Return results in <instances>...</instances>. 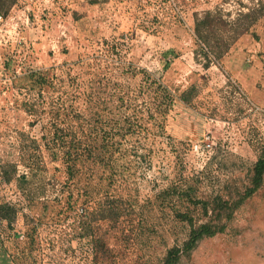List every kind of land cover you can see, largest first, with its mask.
I'll return each mask as SVG.
<instances>
[{
    "label": "rangeland",
    "instance_id": "obj_1",
    "mask_svg": "<svg viewBox=\"0 0 264 264\" xmlns=\"http://www.w3.org/2000/svg\"><path fill=\"white\" fill-rule=\"evenodd\" d=\"M248 8L251 25L239 15ZM207 11L225 22L210 47L194 30ZM0 16V264H161L184 231L155 202L160 189L195 174L205 193L233 195L248 182L264 149V0H15ZM141 69L173 98L162 128L145 124L152 155L137 156L110 189L106 171L87 162L85 176L96 177L83 193L86 177L69 180L45 148L51 110L90 131L121 92L124 111L144 123L156 95ZM31 71L49 79L42 96L30 89ZM145 144L133 138L127 147L139 154ZM263 252L264 181L225 231L200 240L181 264Z\"/></svg>",
    "mask_w": 264,
    "mask_h": 264
},
{
    "label": "trees",
    "instance_id": "obj_2",
    "mask_svg": "<svg viewBox=\"0 0 264 264\" xmlns=\"http://www.w3.org/2000/svg\"><path fill=\"white\" fill-rule=\"evenodd\" d=\"M4 1L6 0L0 4V8H8L15 2V0H9V3L5 5ZM239 15L251 16L249 25L257 20L252 8H248L247 12H240ZM224 24L225 22L220 16L216 15L215 17L209 11L204 12L201 17L196 15L195 35L210 47V35L214 31L213 27L219 29ZM219 46L220 49L223 48L220 50L221 53L228 50L229 44L224 42ZM140 72L143 76L145 91H148V95L151 92L156 95L152 97L153 101L145 102L144 123L124 111L129 104L125 93L121 92L115 96L114 108H108L111 111V117L106 120L97 114L94 118L96 124L90 131L72 126L70 120L64 122V119L60 118L61 114L58 109L51 110L52 115L47 120V131L43 132L42 139L51 158L60 159L63 162L69 180L78 183L82 176L86 177L84 169L90 168L87 164L89 162L106 171L102 180L106 182V188L110 189L112 183L114 184L118 178L128 173L127 165L130 162V165L135 163L137 156H141L143 160L150 159L153 152L151 146L154 134L147 131L145 124L151 122L162 128L161 119L169 111L173 98L166 87L151 72L145 69H141ZM27 77L31 83L30 89H36L38 95L42 96L41 93L45 91L49 79L38 71H31ZM186 96L183 94L181 99L188 101ZM150 97L147 96V99ZM29 106L35 114L42 113L41 111L37 112L36 103ZM141 127H143V133ZM133 138L135 141L145 140L144 152L132 153L133 149L127 147ZM130 156L134 158H130ZM90 174L93 175V170L90 171ZM90 177H86L87 180L84 182L86 187L83 193H87L86 189L89 191L94 189L90 179L96 176ZM263 181L264 149L260 151L250 168L248 182L241 188H236L233 195H227L224 191L202 192L199 188L201 180L196 174L182 176L178 181L171 182L160 189L155 195V202H158V206L162 207L164 211L165 207H170L171 219L177 221L184 231L183 236L175 238V242L165 250L161 264H181L182 258L188 257L200 240L224 232L233 218L234 212L262 186ZM4 208H6L5 205L0 206V209Z\"/></svg>",
    "mask_w": 264,
    "mask_h": 264
},
{
    "label": "crops",
    "instance_id": "obj_3",
    "mask_svg": "<svg viewBox=\"0 0 264 264\" xmlns=\"http://www.w3.org/2000/svg\"><path fill=\"white\" fill-rule=\"evenodd\" d=\"M240 250H242V248ZM254 254L256 253L254 252ZM234 264H264V252L263 254L252 255L250 260L241 257L237 259L236 263Z\"/></svg>",
    "mask_w": 264,
    "mask_h": 264
},
{
    "label": "built area",
    "instance_id": "obj_4",
    "mask_svg": "<svg viewBox=\"0 0 264 264\" xmlns=\"http://www.w3.org/2000/svg\"><path fill=\"white\" fill-rule=\"evenodd\" d=\"M0 18H1V16H0Z\"/></svg>",
    "mask_w": 264,
    "mask_h": 264
}]
</instances>
